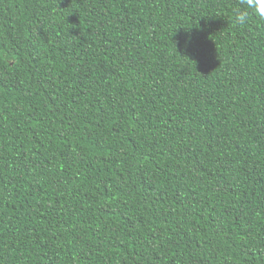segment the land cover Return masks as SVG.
<instances>
[{
	"label": "trees",
	"instance_id": "1",
	"mask_svg": "<svg viewBox=\"0 0 264 264\" xmlns=\"http://www.w3.org/2000/svg\"><path fill=\"white\" fill-rule=\"evenodd\" d=\"M0 264H264V19L0 0Z\"/></svg>",
	"mask_w": 264,
	"mask_h": 264
},
{
	"label": "clouds",
	"instance_id": "2",
	"mask_svg": "<svg viewBox=\"0 0 264 264\" xmlns=\"http://www.w3.org/2000/svg\"><path fill=\"white\" fill-rule=\"evenodd\" d=\"M249 9L260 19H264V0H245ZM248 15L246 12L237 11L234 14L233 22L237 25H244L247 22Z\"/></svg>",
	"mask_w": 264,
	"mask_h": 264
}]
</instances>
